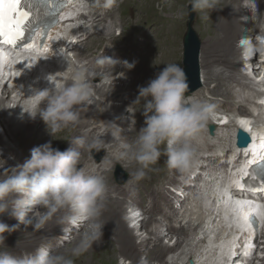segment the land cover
Wrapping results in <instances>:
<instances>
[{"label": "bare ground", "instance_id": "1", "mask_svg": "<svg viewBox=\"0 0 264 264\" xmlns=\"http://www.w3.org/2000/svg\"><path fill=\"white\" fill-rule=\"evenodd\" d=\"M90 4V10L87 12V15L84 18L88 21H85V27L88 28H100L102 29V25L104 23H108V28L105 32H100L99 36H97V40L93 41L94 34H87V32L83 34H79L76 36V44L73 43L72 47H76L78 43H81L83 47V51L81 50L75 58L80 62L82 65L86 66L90 70L96 73L94 79L101 75L104 77V82L102 80H94L93 84L94 87V95L92 96L90 102L84 104L80 108V116L81 119L78 125L74 127H69L70 130L75 131L77 130L80 125L81 131L80 134L71 136V138L66 142V150L70 147L69 141H71L74 137H83L86 140H90L92 138L100 137L103 139L105 144V157H109L113 162L116 160L113 157L108 155L109 153H114L116 147V139H115V130L108 124L115 122L119 127L122 129V135L127 136L129 140L130 136L133 138L135 137V131H139L140 128L144 126V116L142 114V105L144 101H141L140 104L133 105V102L138 97V88L142 86H146L148 81L155 78V75L163 70L165 65L172 63L175 64L178 60V52L180 50V41L178 37V31L180 28L179 23L180 20H173V17L168 18H160L156 11L153 13V17L156 18V26H152L151 28L145 27L142 28L139 25L141 30L138 34L141 36L136 37V46L140 50V47H145L146 49L141 53L143 56L147 57L148 61L144 65L143 58H135V53L132 52L131 55L127 53H121L120 51H111L109 46L105 43L106 39H108L113 33V24L115 22H119V28L124 29H132L137 26V24H132L131 20H140V17L144 14V7L139 8L137 15L138 17L131 18L126 16H121L120 18H115L112 10L113 8L103 9L102 7L97 6L98 1L101 0H85ZM128 1V0H121V2ZM135 2L141 0H134ZM163 1V0H159ZM258 2V8L256 11H253L251 5L248 4L247 0H221L220 5L218 6L216 12L214 14V20L210 26H214L216 24V30L214 33L208 32L209 36L206 38V44H202V47L199 50L198 55V67L200 70V79L203 86H206V90H208L209 83H219L221 81H225V85H216L212 91V93L220 92L223 88H227L225 96L229 98L224 99L222 96L221 98L228 102L229 105L234 106L236 105V100L239 98V94L233 88L235 87L241 88L240 83L236 82V80L240 79H250V76L247 73H242L238 71V66L241 64L240 60H236L237 57L240 56V52L243 47L235 44L241 38L250 37V35L254 32V30L258 29L259 20L263 16V6L264 0H256ZM120 6V5H119ZM163 8V7H162ZM163 10V9H162ZM221 11V15L219 18L218 11ZM224 11H228L224 14ZM109 18V21L107 19ZM214 23V24H213ZM163 26L160 29L163 34H160L158 28ZM215 27V26H214ZM212 28V27H211ZM254 29V30H253ZM80 30L78 31V33ZM156 33H159V39H157ZM108 37V38H107ZM97 42L98 44L95 47H92L93 44ZM135 43V42H134ZM153 44L151 52L150 44ZM240 51V52H239ZM256 51V48H255ZM254 51V52H255ZM246 56L248 53L253 54V50L249 49L246 51ZM110 58L113 60H118V63L115 67L111 64H106L104 66L98 65L97 61L101 58ZM256 59V54L254 55ZM0 60H3L0 55ZM127 61L129 64L135 63V66L131 69H127L123 67V62ZM251 67L253 68L254 65L252 61H250ZM220 67H224V69H220ZM27 68V67H26ZM28 69V68H27ZM236 70V71H235ZM28 71V70H27ZM108 73L109 75L105 76L104 74ZM251 75L254 73V69ZM208 76V77H207ZM249 77V78H248ZM257 77H260L258 74ZM127 78H130L133 83L131 85H127ZM98 79V78H97ZM233 80L231 83H228L227 80ZM67 83V80L64 81V84ZM98 83V84H96ZM251 87H256L255 83H250ZM243 87V86H242ZM225 88V89H226ZM244 88V87H243ZM203 89V88H202ZM212 88L209 90L211 91ZM224 91V90H223ZM12 86L11 85H4L2 94L3 96L0 97V125L3 128L4 132L7 133L11 140L17 141L18 147L21 144V141L24 142L25 139H32L37 138L35 142L38 145H42L46 142L51 141V143H56L62 139L61 132H58L52 136H50L47 132L46 126L44 122L41 120L39 121V116L32 118L29 116L31 114V110H27L24 112V115L20 119H5L4 115L9 111L6 106H4L5 99L9 98L11 101V97L8 93L11 94ZM197 92V91H196ZM203 92V91H202ZM201 92V93H202ZM206 92V93H205ZM204 95L200 97L201 99L205 100L208 96H212L211 94H207L209 91H205ZM195 93V92H194ZM199 93V92H198ZM196 95V94H195ZM5 96V97H4ZM13 98V97H12ZM16 103V104H15ZM26 103V102H25ZM238 103V102H237ZM13 104L15 105V110L17 109L19 102H16L13 99ZM240 104V103H239ZM237 104V105H239ZM228 105V106H229ZM131 106V107H130ZM92 110H96L91 112ZM128 112H127V111ZM28 112V113H26ZM114 115V117H110V115ZM120 114V115H119ZM104 116V119L97 121L101 116ZM91 119L96 120L97 122L88 124L87 123ZM96 116V117H94ZM88 119V120H87ZM135 120V125L134 121ZM85 121V122H84ZM92 121V120H91ZM210 121V120H209ZM240 122V121H239ZM237 122V123H239ZM236 123V122H235ZM134 125V126H133ZM229 125V124H228ZM235 132L238 129L245 130V127L242 123L239 124H232L230 125ZM227 127V126H225ZM68 129V128H67ZM216 129V126H215ZM220 129V128H219ZM224 127H221V132L224 130ZM66 130V129H65ZM66 132V131H65ZM233 133L230 135H226L224 133L217 134L216 131L213 136H211V140H208L204 133L202 132L199 139L196 141L198 144V149L205 148L207 150H213L217 147L223 148L219 154H221V158L219 157H211L209 159V163H207V167L212 168L217 167L218 170H223L227 168L226 165H220V160L226 158L228 155V151L224 152L225 149L229 148L230 145L232 146L231 142L233 140ZM66 134V133H65ZM74 134V133H73ZM112 139H109L112 136ZM21 140V141H20ZM26 143H23V145ZM25 146V145H24ZM75 147V145H73ZM31 147L28 152L30 153ZM163 148V146H162ZM28 149V148H26ZM27 151V150H26ZM83 156L81 165L86 169L93 170L97 172L96 169H100L102 164L99 166H95V162L90 160L88 155V151L81 149ZM114 155V154H113ZM216 155V154H215ZM28 157V156H26ZM2 158L5 159V164L3 167V162H0V175H7V170L12 167H15L17 164H23L28 158H24L23 153H17L14 151H10L7 147H3V154ZM208 160V159H206ZM122 161L129 165L132 168V175L139 167L134 163H128L123 160ZM157 163L155 165H151L148 170H146V175L143 179L137 181L133 179V184L129 187L128 190L126 188H122L120 186H112L110 182L108 184L109 187V195L107 201L106 210L103 213L101 218L102 222L105 223L102 229V237L101 240L97 243H94L92 249L88 252L84 253V262L82 264H89L87 263V258L89 253L95 254L99 258L98 264H117V257H123L130 260L129 264H149V261L139 260L140 255H146L152 257L154 255L155 250L159 247L161 253H159L160 257L152 258L151 262L153 264H173V262L164 261V256H169L174 253L172 251L176 247H180L184 240L188 237L189 233L188 230L184 229V227H175L173 225V221L177 220V217L174 212L170 214L169 211H163L160 204L165 201V195L161 189L159 184V175L156 174ZM98 173V172H97ZM101 174L104 176H108L109 172L101 171ZM174 181V180H172ZM135 194L143 195L145 201L148 202V205L145 207V215L146 220L141 222L139 229H136L137 233L141 232L140 229L148 228L152 223H155L156 217L158 214H161L165 225V231L169 235L173 234L176 238L174 243L169 245H163L161 243L163 237H161L160 232L153 233L152 231L147 232L146 229V239L142 238L137 242V236L133 233V229L129 228L126 224V219L123 217L124 213V206L126 203V199H130L133 203L139 204L140 201L137 200ZM169 204V203H168ZM172 205V204H171ZM113 206L117 207V211H113ZM247 207V208H246ZM241 207L245 208L242 209L243 213L249 211V206ZM173 210L172 206L169 207ZM43 211V209H40ZM119 211V212H118ZM115 212V213H114ZM121 215H120V214ZM31 215V213L29 214ZM122 216V217H121ZM0 222H4L9 226L13 224V218H10L7 214L0 215ZM56 226V220L53 218L44 228L36 230L31 226H23V228L17 229L15 232L11 234L5 233V246L9 248L14 255H18L21 253L33 252L36 247L41 244H48L54 245L56 251L64 252L67 249L64 248V242L61 239L50 238L46 235V231L50 230V228ZM58 228V227H57ZM53 229V228H52ZM61 230L59 229L54 230V233H58ZM140 230V231H139ZM82 231V228H73L70 230L68 242H72L71 246L79 239V234ZM160 231L164 232V229ZM25 233L23 235L17 236V234ZM49 233V232H48ZM138 233V234H139ZM145 233V232H144ZM184 238H180L181 236ZM58 235H56L57 237ZM68 236V237H69ZM30 240V242H29ZM33 243H32V241ZM35 240V241H34ZM154 240V244H152V250L145 248L143 252L136 253L134 250L138 246H146L148 247L149 242ZM156 241V242H155ZM22 242L26 247H22L17 249L16 246L12 245L13 243ZM67 242V244H68ZM203 243L204 240L201 239L198 243ZM113 243V248L109 249L108 244ZM38 245V246H36ZM20 246V245H19ZM70 246V247H71ZM69 247V248H70ZM25 248V250H22ZM68 248V249H69ZM144 248V247H143ZM53 249V248H52ZM0 250H5L0 248ZM15 250V251H14ZM147 250V251H146ZM185 253V252H184ZM164 255V256H163ZM191 255V254H190ZM186 256V255H185ZM165 257V258H166ZM150 260V259H149ZM90 262V261H89ZM81 263V262H80ZM260 264H264V260H261Z\"/></svg>", "mask_w": 264, "mask_h": 264}, {"label": "clouds", "instance_id": "2", "mask_svg": "<svg viewBox=\"0 0 264 264\" xmlns=\"http://www.w3.org/2000/svg\"><path fill=\"white\" fill-rule=\"evenodd\" d=\"M120 2L104 0V6L117 7ZM247 2L256 11L255 0ZM220 3L221 0H190L193 12L210 13L219 8ZM260 43L264 44V39ZM118 63V60L103 57L97 61L101 66L115 67ZM134 66V62H123L127 69ZM95 75L82 64L72 65L67 83L33 91L25 98L31 109V114L26 113L32 118L39 116L50 136L78 125L80 108L94 95ZM138 93L131 106L144 101L141 107L145 119L144 126L135 131V137L129 140L122 135L121 127L115 122L107 125L115 130L114 158L138 165L132 176L137 181L145 177L146 170L162 155L167 156L169 169L190 172L199 154L196 141L215 115V105L198 96L186 95L189 93L187 75L182 67L172 63L165 65L146 86L139 87ZM69 144L64 151L54 148L51 141L36 146L23 164L7 170V175H0V215L7 214L18 221L12 226L0 222V248L5 249L0 250V264H75V258L101 240L105 225L101 218L107 207L109 188L103 174L81 166V149L90 153L103 149L106 143L100 137L90 140L74 137ZM0 162L4 167L5 160L0 159ZM53 218L63 233L82 228L79 239L67 252L54 251L45 243L31 253L16 256L5 246V233L15 232L21 224L39 230Z\"/></svg>", "mask_w": 264, "mask_h": 264}, {"label": "rangeland", "instance_id": "3", "mask_svg": "<svg viewBox=\"0 0 264 264\" xmlns=\"http://www.w3.org/2000/svg\"><path fill=\"white\" fill-rule=\"evenodd\" d=\"M152 2H153V0H150L149 3H148V0H141V1H138V6H137V3L135 2L137 8H134V9L131 10L132 11V15H131L130 19L131 18H134L136 16L138 17L137 12H138L139 8L140 7L143 8V6L146 4L145 5L146 7L143 10L144 11V14L140 17V20H134V19L131 20V23L132 24H137V26L134 27L133 30L132 29H124V28L121 29V28L118 27L120 25L119 22L116 21L115 24H114V26H115L114 27V29H115L114 30V32H115L114 34L116 35V37H114L113 35H111L109 38L107 37L108 39H106V41H105V43L109 46V48L111 49V51H120L121 53H127V54H130V55H131L132 52H134L135 53V58H143L144 59V65H143L142 68L145 67V63L148 61V59H147V57H145V56H143L141 54L146 48L145 47H140V50H139L137 48V46H136V42H137L136 37L137 36H141V34H138L139 31L141 30V28H139V25H141L142 28L147 27L150 23H145L144 20L145 19L146 20L148 19L150 22H152V26H156L155 20L153 18H149V16L152 17L154 11H156L157 14L160 16V18L173 17V20H176L177 19V20L182 21L181 23H182V26H183V30H185L184 24L187 21V17H188V13H189L188 12L189 11V8H191L190 0H163V1L154 0L153 5H152ZM149 5H150V8H147V6H149ZM126 6L127 5L124 2V3H122V5L120 7L125 9ZM214 10H217V9H214ZM214 10H212L210 13H208L207 11H204V12H199V11L193 12V14L195 15V21H194V24H193V29H194V32H195L198 40H199L200 48L202 47V44L203 43L206 44V38L209 36V34H207V33L208 32L214 33L215 30H216V24H217L216 22H215V25H214L215 27L214 26H210L212 24V21L214 20V14H213V12H216ZM221 11L222 10H219L218 11L219 18H220V15H221ZM227 12L228 11H224V14H226ZM106 25H108V24H104V26L102 25V29H104L106 27ZM162 28H163L162 25L160 26V28H158V31L160 32V34H163V32L160 30ZM117 29H121L122 30V33L119 36L116 34V33H118V30ZM103 32H105V31H103ZM156 35H157V39L160 40L159 39V36H160L159 33H156ZM97 36H99V33H95L94 34L93 41H95V39L97 38ZM181 41H182V35H181ZM237 42L235 44H237ZM96 44H98V43L95 42V44H93L92 47H95ZM152 46H153V44L151 43L150 44L151 49L149 50V52H151ZM180 51H181V49L179 50V52L177 54L178 60H177V62L175 64L183 68V66H182V59H183L184 53H183V55L181 53V56H180ZM74 52L77 53L78 52L77 49H75ZM243 52H244V50H243ZM243 55H244V53H242L236 59L238 61L240 60V63H241L238 66V71H240V72L243 71L241 69V65L243 63V61H242ZM198 61H199V59H198ZM74 64H77V61ZM222 68L224 69V67H220V69H222ZM101 77H103V76L100 75L99 77H96L95 79L96 80H99L100 79V81H101L103 79ZM255 77H256V75L252 74L250 76V79H240V80L237 79L236 82H239L243 86L248 87V86H250V83H254L252 81H254L253 78H255ZM232 81L233 80H231V81L230 80H227L228 83H231ZM103 82H104V80H103ZM132 83H133V81L130 78H127L126 84L127 85H131ZM224 83H225V81H221V82L216 83V84L215 83H211V84L209 83L208 90H206L207 89L206 86H203L202 85V87L200 89H198L197 92L195 91V93H191L190 95L202 97L206 93L205 91H209L207 94H211L212 96H216V97H220V98L222 96H224L223 97L224 99H228L229 100V98L225 96V93H226V90H227L226 87H225L226 89L223 88L220 92H216L215 91L214 93H212V91H213V89H214V87L216 85H218V84L225 85L226 83L225 84ZM96 84H98V83H96ZM235 86L236 85L234 84L233 85V88L236 90L237 87H235ZM210 88H212L211 91L209 90ZM8 94L10 96V93H8ZM2 96H3V94L1 95V97ZM10 99H11V101H9V98H6L5 99L4 106H6L8 108V110H9L4 115L5 116L4 117L5 119H12V118H14L16 120L17 119H20L24 115V112L25 111L31 110L30 109V105L28 103H25L22 99L15 100L16 102H19V105H18L17 109L15 110V108H14L15 105L13 104V98L11 97ZM93 111H96V110H92L91 109V112H93ZM109 115H110V113H109ZM104 116L105 115L101 116L97 121H100L101 122V120L104 119ZM94 117H96V116H94ZM89 118L91 119V118H93V116L92 117L90 116ZM91 120L87 123V125L97 122L96 120H93V119H91ZM39 121H41L40 118H39ZM78 127L79 128L77 130H75V131H72L69 128L66 129V130L64 129L62 131V133H61L62 139H60V141H58L56 143H52V146L54 148L55 147H59V146L62 147V148L66 147V142H68V140L71 138V136H75V135L80 134L81 127H80V125ZM1 131H2V129H1ZM6 134L7 133H5V132L3 133V131H2V135H0V159H3V160L6 159V158H2L3 147H7L10 151H14V152H17V153H21L22 152L24 158H30V153L28 152V150L31 147L39 146L37 144V142H35L37 140V138H32L31 140L27 138V139L24 140V142L20 140L21 141V144L18 147L17 141L11 140L10 137L8 135H6ZM112 137L113 136H110L109 139H111ZM133 138L130 136V139L131 140ZM23 143H26V144H24L25 146L23 145ZM26 148H28V149H26ZM162 151H163V148H162ZM88 154H89V157L97 165L102 164L101 165V171L102 170H108L109 171L110 174L108 176H106V181L108 183L110 182V184L112 186H114V187L115 186H118L117 185L116 178H115V175H116L115 174V170L117 169L118 166H120V167H118V169H120V171L126 173L127 176H128L127 177V181L125 182L126 184L124 183L125 185H121L120 187H122L124 189L125 187H127V184H129V183L132 182V179H133L132 178V173H131L132 168H130L128 164H126L124 162H120V161L114 163L111 159H109V157H105V154L106 153H105V150H103V149H101V150H95L94 149V150H91L90 153L88 152ZM99 155H101V159H100L99 162H97V156H99ZM108 155L109 156H111V155L113 156V153H111V154L109 153ZM26 156H28V157H26ZM109 161H111V163H108ZM112 208L114 209L113 211H117L116 210L117 207L113 206ZM36 210L37 211H41L40 209H36ZM158 222H159V219H158ZM13 224L14 225H17L18 224V221H16L14 218H13ZM23 226L24 225L21 224V225H19V227L17 229H20L21 230L23 228ZM155 226H157L156 223H152L150 226H148V228H142V229H140L141 232L140 233L138 232L139 234L137 233L136 230H132V229L131 230L137 236V242H138L142 238H145L146 239V237H145L147 235L146 234V231L147 230H148V232L153 231ZM52 228H50V230H47L46 231V235L48 237H50V238H56L57 240L58 239H61L65 243L63 249H67L68 250V248L71 246V243H72L71 241L68 242V239L71 237V236H69L70 231L68 233H63L60 230L56 234L53 231L59 229V226H54ZM145 229H146V231H145ZM160 229L163 230L158 225V227L155 228V232L153 231V233L160 232L161 237H163L161 243L163 245H166V246L167 245L171 246L174 243V241H176L175 240L176 238L175 237H172L170 235H167V233L165 231L164 232L163 231H160ZM78 230H79V228H77V231ZM23 234H25V233H21V234L18 233L17 236H20V235H23ZM56 235H58V236L56 237ZM184 236H186V235H184ZM184 236L182 235L180 238H184ZM201 238H203V240H204V238H206V235H203V230L197 228V222H193V225L191 227V231H190L189 237L186 240L183 241V243L181 244L180 247H176L172 251V253H174V254L169 255L167 257L163 255L164 256V259L163 260L164 261H168L169 263L170 262H173V264H180V263H182V262L179 263L178 260L184 262V260L187 257H189V256L191 257L193 253L197 252L201 248V245L202 244H200V242L198 243V241H200ZM29 242H30V240H29ZM67 242H68V244H67ZM21 243L22 242H17V243L14 242L12 245L16 246L17 249H20L22 247H26L24 244H21ZM32 243H33V241H32ZM152 244H154V240H152L151 242H149L148 247L146 246V244L143 246L144 248L142 246L136 247V249L134 250V252L141 253V252H143V250H145V248L146 249L148 248L149 251H151L152 250L151 249L152 248ZM36 246H38V245H36ZM113 246H114L113 243H109L108 244V248L109 249L113 248ZM52 248H53L54 251H56L54 247H52ZM22 250H25V248H23ZM152 251H155L154 252V255H152V257L146 256V255L145 256L144 255L143 256L140 255L139 256V260L140 261H143L145 259L146 261L147 260L149 261V264H153L151 262L152 258H156V257L158 258V257H160L159 253H161V251H160L159 247L157 249H155V250H152ZM64 252H67V251H64ZM27 253H30V252H27ZM24 254H26V253H21V254H18L16 256H22ZM82 256H84V254ZM82 256H80L79 258H75V264H82L84 262V257H82ZM87 258H89V259H87V263H89V264H98V262H99L98 261L99 258L95 254L89 253V255H88ZM162 258L160 257V259H162ZM129 263H130V260H128L126 258H123V257H120V256L117 257V264H129Z\"/></svg>", "mask_w": 264, "mask_h": 264}, {"label": "snow or ice", "instance_id": "4", "mask_svg": "<svg viewBox=\"0 0 264 264\" xmlns=\"http://www.w3.org/2000/svg\"><path fill=\"white\" fill-rule=\"evenodd\" d=\"M27 20L28 13L20 10V0H0V44L15 48L17 42L23 37V26ZM24 47L30 50L33 43L30 42ZM243 203L252 204L253 201L249 200ZM248 224L255 227L254 216L248 217ZM248 254L250 253H245V255Z\"/></svg>", "mask_w": 264, "mask_h": 264}, {"label": "water", "instance_id": "5", "mask_svg": "<svg viewBox=\"0 0 264 264\" xmlns=\"http://www.w3.org/2000/svg\"><path fill=\"white\" fill-rule=\"evenodd\" d=\"M192 18L193 16L191 13L188 22V33L184 40V47H185L184 65H185V73L187 75L188 82L190 83L189 92L197 88V85L193 86V78L194 75H195V79L197 76L196 67H197V54L199 48V43L196 39V36L193 34L192 30L190 29ZM240 135L242 136L241 132ZM247 142H248V138L244 136L242 141H240V145L244 146Z\"/></svg>", "mask_w": 264, "mask_h": 264}]
</instances>
